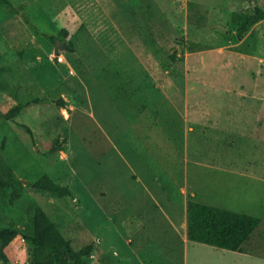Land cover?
<instances>
[{"label":"rangeland","instance_id":"rangeland-1","mask_svg":"<svg viewBox=\"0 0 264 264\" xmlns=\"http://www.w3.org/2000/svg\"><path fill=\"white\" fill-rule=\"evenodd\" d=\"M10 1L43 33L68 35L58 46L0 3V173L10 168L20 180L0 193V221L30 235L40 205L75 249L94 245L93 264H123L135 224L145 216L159 227L175 212L183 228L195 200L260 224L243 250L204 244L193 264H264V127L247 131L264 108L252 99L264 97V20L243 36L233 25L254 4ZM21 101L31 102L18 119L33 134L4 119ZM210 115L224 122L206 121ZM222 124L229 130L209 129ZM57 139L56 151L44 154ZM43 174L73 196L34 189ZM4 253L0 264H29L21 235Z\"/></svg>","mask_w":264,"mask_h":264},{"label":"trees","instance_id":"trees-1","mask_svg":"<svg viewBox=\"0 0 264 264\" xmlns=\"http://www.w3.org/2000/svg\"><path fill=\"white\" fill-rule=\"evenodd\" d=\"M254 8L245 13H240L233 22L237 30V36H243L254 25L264 20V7L258 4L257 0H250ZM0 3L9 11L21 13L25 22L37 34H43L52 43L57 44L58 38H65L68 35L66 29H62L57 36L43 33L37 24L32 21L29 15L21 11L10 0H0ZM59 36V37H58ZM70 50L73 46H68ZM34 102H40L36 99ZM66 107L63 98L56 101ZM30 101H21L15 104L3 116L6 121L14 126L23 128L29 134L32 133L30 126L20 121L18 117L30 105ZM59 141H54L50 150H44V154L56 151ZM20 180L12 169H8L7 175L0 173V193L7 187L15 186ZM38 191H47L58 198L71 197L73 192L69 186L55 181L50 175L43 174L32 184ZM260 224V219L256 216L242 212L233 211L227 208L218 207L203 202L190 200L187 204V234L191 241L200 242L216 248L239 251L249 240L252 233ZM23 236L30 248L29 264H93L92 253L93 244H88L80 249H75L70 239H68L59 229L56 222L38 205L34 215V229L32 234L16 225L7 224L0 221V256L7 259L4 247L9 246L18 236Z\"/></svg>","mask_w":264,"mask_h":264},{"label":"crops","instance_id":"crops-1","mask_svg":"<svg viewBox=\"0 0 264 264\" xmlns=\"http://www.w3.org/2000/svg\"><path fill=\"white\" fill-rule=\"evenodd\" d=\"M260 94V93H259ZM257 102L264 103V97H255L252 98ZM258 113H255L257 118L254 122L253 127L247 126V131L251 128V131H259L264 127V119L260 116H264V108L257 109ZM228 116V115H227ZM224 118L222 115H210L206 117V121L212 122L216 119ZM227 118H233L228 116ZM259 119V120H258ZM201 120L198 121L200 123ZM224 122V121H223ZM258 123H262V126L259 128ZM198 128L201 126H197ZM229 127L226 124L212 125V132L215 130L219 131H228ZM245 127L240 129L237 127L238 131L246 132ZM207 129V127L205 128ZM231 129V128H230ZM236 129V130H237ZM215 133V132H214ZM219 132L217 134H221ZM216 134V133H215ZM223 137V135H221ZM221 139V138H220ZM184 227L182 228L181 224H178L181 220L178 213L170 212L166 214V222L163 223L161 220L160 226H155L156 219H146L144 216L143 222L135 224V228L132 230V234L127 233L126 238L128 243L123 247L125 259L123 264H193L197 262L194 257L197 254L199 247L205 246L203 243L191 241L188 238L187 234V213L184 212ZM178 217V218H177ZM145 226H144V225ZM152 224V226H151ZM151 226V229H147V226ZM182 228V229H181ZM115 237L120 241L122 239V232L119 231L115 234ZM248 242V241H247ZM116 249V248H115ZM243 250V247L242 249ZM111 254V253H110ZM112 255V254H111ZM114 257V255H112ZM104 257V256H103ZM121 264L117 258H105L103 264Z\"/></svg>","mask_w":264,"mask_h":264},{"label":"built area","instance_id":"built-area-1","mask_svg":"<svg viewBox=\"0 0 264 264\" xmlns=\"http://www.w3.org/2000/svg\"><path fill=\"white\" fill-rule=\"evenodd\" d=\"M56 54H58V53H56ZM55 57H57V59H59V61H61V62L64 61V57H63L62 54H60V55H55Z\"/></svg>","mask_w":264,"mask_h":264},{"label":"water","instance_id":"water-1","mask_svg":"<svg viewBox=\"0 0 264 264\" xmlns=\"http://www.w3.org/2000/svg\"><path fill=\"white\" fill-rule=\"evenodd\" d=\"M57 45H58V46L60 45V41L57 42ZM62 48H66V45L63 44V45H62ZM57 52H58V49L56 50V53H57Z\"/></svg>","mask_w":264,"mask_h":264}]
</instances>
